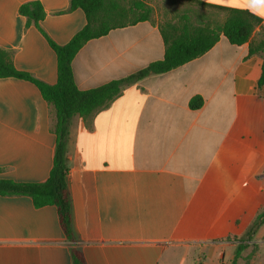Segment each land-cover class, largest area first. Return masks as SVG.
I'll return each mask as SVG.
<instances>
[{
    "label": "crops",
    "instance_id": "crops-1",
    "mask_svg": "<svg viewBox=\"0 0 264 264\" xmlns=\"http://www.w3.org/2000/svg\"><path fill=\"white\" fill-rule=\"evenodd\" d=\"M33 0H0V48L14 66L52 84L57 59L41 30L19 13ZM40 28L57 44L84 24L69 0H37ZM168 1V0H167ZM134 24L87 40L71 60L79 89L129 75L163 57L159 31L176 22L179 1ZM260 18L249 39L264 38V0H201ZM213 9V8H212ZM221 23L226 13L214 9ZM249 40L222 34L203 54L122 86L107 105L69 119L65 181L74 241L55 205L0 195V264H229L239 237L264 207V85ZM203 104L191 108L190 97ZM53 107L29 80L0 77V178H47L55 150ZM236 264H264V222Z\"/></svg>",
    "mask_w": 264,
    "mask_h": 264
},
{
    "label": "trees",
    "instance_id": "trees-1",
    "mask_svg": "<svg viewBox=\"0 0 264 264\" xmlns=\"http://www.w3.org/2000/svg\"><path fill=\"white\" fill-rule=\"evenodd\" d=\"M196 3L207 8L224 11L226 16L219 24L202 21L203 13H190L184 10L176 22L163 21L159 31L164 42L163 57L149 62L146 66L121 78L112 79L99 86L79 89L75 84L71 60L77 50L89 39L106 34L109 30L134 24L148 19L152 14L149 3L135 0L123 5L118 0H69V8L79 7L85 14V24L64 44H57L40 28L39 21L45 12L39 1H27L19 6V13L26 17L27 24H35L55 51L57 59V78L52 84L45 83L30 73L17 69L9 51L0 48V77L13 76L34 83L42 97L53 107L55 114V150L53 164L47 178L39 182H21L0 178V195L23 194L31 198L35 207L55 205L59 225L65 237L74 241L71 227V208L69 192L65 181L66 139L69 119L72 115L87 116L98 107L107 105L116 97L123 85L134 82L149 74L166 72L206 52L222 34L230 43L241 44L249 40L248 54L257 53L262 57V70L259 84L264 85V38L249 39L260 18L243 8L225 7L201 0H168ZM199 17V18H198ZM191 108L203 104L200 95L190 97ZM264 222V207L256 214L234 249L229 264H236L241 251L247 246L258 226ZM72 264H86L80 248L70 247ZM223 264V263H219Z\"/></svg>",
    "mask_w": 264,
    "mask_h": 264
},
{
    "label": "rangeland",
    "instance_id": "rangeland-1",
    "mask_svg": "<svg viewBox=\"0 0 264 264\" xmlns=\"http://www.w3.org/2000/svg\"><path fill=\"white\" fill-rule=\"evenodd\" d=\"M121 4L123 5H129L132 2H134L135 0H118ZM144 2H147L151 5L152 9L155 11H159L165 8V4L167 0H141ZM168 2V1H167ZM182 5H178V7L176 8L177 11L180 13L181 11L184 10H189L190 13H205L207 15H209L210 17H213L214 15H212L215 10L212 8H207L204 6H201L199 4L196 3H184V2H180ZM215 19V17H213Z\"/></svg>",
    "mask_w": 264,
    "mask_h": 264
}]
</instances>
